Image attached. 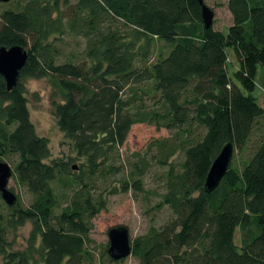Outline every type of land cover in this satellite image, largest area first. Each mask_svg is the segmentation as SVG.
<instances>
[{"label":"trees","instance_id":"obj_1","mask_svg":"<svg viewBox=\"0 0 264 264\" xmlns=\"http://www.w3.org/2000/svg\"><path fill=\"white\" fill-rule=\"evenodd\" d=\"M19 7L0 13V48L28 52L13 90L0 75V160L18 157L12 178L31 203L1 199L2 264H98L93 219L109 196L144 192L153 168L165 169L154 208L171 217L132 241L138 264H264V108L254 97L264 72V0H228L226 34L205 28L198 0H22ZM74 41L79 52L68 54ZM229 51L238 65L232 77ZM42 79L74 158L47 163L49 141L31 122L25 85ZM137 124L169 136L133 153L122 171L121 151ZM227 144L230 167L207 193L208 172Z\"/></svg>","mask_w":264,"mask_h":264},{"label":"rangeland","instance_id":"obj_2","mask_svg":"<svg viewBox=\"0 0 264 264\" xmlns=\"http://www.w3.org/2000/svg\"><path fill=\"white\" fill-rule=\"evenodd\" d=\"M227 2L228 0H204L206 6L214 13L213 29L224 34L232 25V17ZM21 3L22 0H13L8 4H3L0 6V13L4 10H18ZM79 44V41L71 42L66 52L68 54L73 51L79 52L76 47ZM228 55V73L232 77V74L237 71L238 65L231 51L228 52ZM25 85L31 122L37 135L49 141L51 157L47 163L74 158L72 143L61 132L53 115L52 88L48 79L28 80ZM254 97L264 107V72L261 69L258 71L257 89ZM168 136L169 132L165 129L157 130L155 127L146 124L134 125L121 151V160L118 163L120 169L122 171L128 169V160L133 153L142 151L151 140L167 138ZM17 161L16 155L3 158V162L10 165L12 169ZM81 162L77 161L74 164L78 167ZM164 176L165 169L153 168L144 179V192L141 194L130 191L129 193L109 196L107 209L93 219V228L90 233V249L93 251L98 264H138L133 256L121 262H113L109 259L107 253L109 248L108 232L116 227H126L129 230L130 239L133 241L144 235L151 226L163 225L171 217V212L167 208L157 211L154 207L159 203L161 194L164 193ZM8 187L20 199L24 207L30 206L31 197L13 178L9 181ZM0 202H3L1 198ZM30 231L31 225L29 223L20 229L18 239L22 244L18 245L17 248L25 246L23 240L29 236ZM236 243L240 245V231L237 234ZM0 264H2L1 256Z\"/></svg>","mask_w":264,"mask_h":264},{"label":"water","instance_id":"obj_3","mask_svg":"<svg viewBox=\"0 0 264 264\" xmlns=\"http://www.w3.org/2000/svg\"><path fill=\"white\" fill-rule=\"evenodd\" d=\"M12 0H0V4L9 3ZM202 6V19L206 29L213 25L214 13L198 0ZM28 52L22 47H1L0 48V75L4 78L8 91L13 90L20 79L22 70L26 67ZM234 148L231 144L223 147L217 158L214 160L205 181L207 193L213 192L219 187L227 174L233 159ZM12 168L0 160V197L8 206H14L17 196L10 190L9 181L12 178ZM109 248L108 255L114 262H121L132 254V241L129 230L126 227H116L108 232Z\"/></svg>","mask_w":264,"mask_h":264},{"label":"crops","instance_id":"obj_4","mask_svg":"<svg viewBox=\"0 0 264 264\" xmlns=\"http://www.w3.org/2000/svg\"><path fill=\"white\" fill-rule=\"evenodd\" d=\"M262 106V105H261ZM263 107V106H262ZM264 108V107H263Z\"/></svg>","mask_w":264,"mask_h":264}]
</instances>
